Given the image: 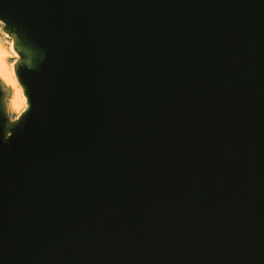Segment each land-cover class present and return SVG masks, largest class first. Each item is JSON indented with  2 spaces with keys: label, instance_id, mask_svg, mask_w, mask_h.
I'll list each match as a JSON object with an SVG mask.
<instances>
[{
  "label": "water",
  "instance_id": "95a60500",
  "mask_svg": "<svg viewBox=\"0 0 264 264\" xmlns=\"http://www.w3.org/2000/svg\"><path fill=\"white\" fill-rule=\"evenodd\" d=\"M0 264H264V0H0Z\"/></svg>",
  "mask_w": 264,
  "mask_h": 264
},
{
  "label": "bare ground",
  "instance_id": "6f19581e",
  "mask_svg": "<svg viewBox=\"0 0 264 264\" xmlns=\"http://www.w3.org/2000/svg\"><path fill=\"white\" fill-rule=\"evenodd\" d=\"M3 42L0 38V80L5 82L8 88L11 89L13 96L10 102V108L15 114L19 115L18 113L23 109L26 110L29 104L28 98L25 95V89L21 82L17 80L18 75L14 69L15 61L11 63L10 59H16L14 55L20 52L13 46V42L11 44L9 43L11 48L7 47Z\"/></svg>",
  "mask_w": 264,
  "mask_h": 264
},
{
  "label": "rangeland",
  "instance_id": "374dc122",
  "mask_svg": "<svg viewBox=\"0 0 264 264\" xmlns=\"http://www.w3.org/2000/svg\"><path fill=\"white\" fill-rule=\"evenodd\" d=\"M7 36H8V38L5 39L3 36L0 35V38H1L2 42H3V40H4L3 43H4L7 47H9V45L11 44V42H13V43H14L13 46L15 47V42L13 41V39H12L8 34H7ZM6 41H7V42H6ZM9 43H10V44H9ZM9 48H10V47H9ZM14 51H15V50H14ZM14 56H15L16 59L11 58V59H10V62H11V63H13L14 61H15L14 63H16V62L18 61V59H20V53H16ZM17 80H18V82H20L19 77H17ZM0 82H1V84L3 85V88H4V89L6 90V92H7V95H6V104H7L8 115H9V117H10L11 120L15 121V120H17L18 116L21 115V114L25 111V109H23L20 113H18L19 115L15 114V113L11 110V108H10V102H11V99H12L13 93H12L11 89H9L8 86L5 84V82H3V81H1V80H0ZM25 98H26V97H25Z\"/></svg>",
  "mask_w": 264,
  "mask_h": 264
},
{
  "label": "snow or ice",
  "instance_id": "6c2138e0",
  "mask_svg": "<svg viewBox=\"0 0 264 264\" xmlns=\"http://www.w3.org/2000/svg\"><path fill=\"white\" fill-rule=\"evenodd\" d=\"M8 28V23L6 19L2 16H0V35H2L5 39L8 38L6 29ZM11 48V45H9Z\"/></svg>",
  "mask_w": 264,
  "mask_h": 264
}]
</instances>
